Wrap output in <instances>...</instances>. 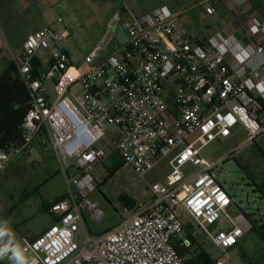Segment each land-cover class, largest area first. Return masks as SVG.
<instances>
[{
	"label": "built area",
	"instance_id": "built-area-1",
	"mask_svg": "<svg viewBox=\"0 0 264 264\" xmlns=\"http://www.w3.org/2000/svg\"><path fill=\"white\" fill-rule=\"evenodd\" d=\"M220 1L232 10L250 5L249 0H205L204 12L214 15ZM180 15L166 6L143 15L116 12L108 41L122 29L126 45L75 76L65 49L71 37L67 28L37 30L27 36L22 53L12 54L31 107L24 144L10 152L0 148V172L38 138L55 155L66 193L49 209L57 221L32 240L0 247L1 264L23 257V264H190L179 251L193 248L188 225L196 237L204 235L226 250L244 235L233 221L234 198L220 179L238 149L217 160L201 151L237 125L246 129L247 143L264 139V44L259 42L264 19L245 20L244 41L236 30L194 36L179 26ZM40 51H49L55 63L54 99L50 74L34 75ZM108 127L116 133H107ZM112 154L141 176L171 156L170 173L166 184L149 187L148 201L124 207L130 217L95 235L87 217L99 222L105 213L91 195Z\"/></svg>",
	"mask_w": 264,
	"mask_h": 264
},
{
	"label": "rangeland",
	"instance_id": "rangeland-1",
	"mask_svg": "<svg viewBox=\"0 0 264 264\" xmlns=\"http://www.w3.org/2000/svg\"><path fill=\"white\" fill-rule=\"evenodd\" d=\"M89 2L90 0H81V2H79V0H73L75 9L79 3L85 5L86 8L85 11L78 10V14L74 15V18L77 17L78 25L75 29H72V38L68 48L73 63V65L69 67V72L73 76L83 72L99 59L108 56L112 49V46L110 47L112 42L108 41V33L105 28L107 15L104 12L97 13L96 11L88 10ZM164 2L165 0H143V3L148 7L158 4L162 5ZM95 3L103 5L101 0H95ZM7 5L9 4L5 1H0V19H4V21L11 20L13 16L17 15L11 10L7 11ZM75 9L74 13H76ZM190 15V13H187L186 17ZM58 16L59 12L50 8L43 17H35L33 20H24L22 22L26 30L34 25L42 23L52 27H58L61 24L56 23ZM77 22L74 20V23ZM178 24L179 26L182 24L180 19ZM10 27L11 26H9V41L7 39V34H4V30L3 32L0 30V48L6 54L4 58L10 56L9 59H0V75L3 72L5 63L11 61V51L14 50V45L18 39L19 32H17V29L11 30ZM191 29L197 31L200 27L192 26ZM202 29L203 28L200 30ZM120 40L121 38H119V41ZM7 52L9 53L8 56ZM16 52L17 51H15V53ZM40 58L41 61H44V57L40 56ZM50 90L52 99H54L59 91L53 86L50 87ZM106 131L110 135L116 133L113 127H108ZM247 140L248 134L246 129L241 125H237L232 130L230 136L220 137L204 147L201 151V155L208 160H217L226 158L233 151L238 149L234 157L239 159L242 165L248 166L252 175L256 177L258 184L264 183V159L257 153L258 147L264 150V139H258L253 143H247ZM20 157H23V161L28 164L30 171L27 170L21 175L7 172L0 176V207L2 204L9 205V207L14 205V203L18 204L19 198L22 197L21 194L23 190L26 189L24 187L31 178L33 167H36L37 171H44V168H46L43 157H41L36 150L33 151L32 156L24 157L21 155ZM170 159L171 156H167L159 161L150 172L141 176L130 165L124 164L118 155L114 158L109 156L105 163V168L100 171L101 183H103L108 176L110 177H108L107 181L100 185L99 189L91 195V199L104 211L105 218L102 221L96 222L87 217V227L89 231L95 235L106 233L130 217L132 213L123 211L126 206L123 199H132L138 203L148 201L150 198V186L155 184H166V177L170 173ZM55 170L56 167H53L51 171L49 170V174H45V176H51L50 180H52V182L46 184L47 186H44L43 191L41 189L42 192H48L52 184L53 192L50 193V196H55L63 190L61 182L62 177L57 174ZM41 177H44L43 173ZM220 179L234 198L235 207L231 210L232 215L237 214L239 211H244L248 214H253L255 220L264 224V200L259 197L258 193L254 192L252 186L248 185V179L244 172L230 156L226 161L225 170L220 174ZM232 180L237 182L235 186H233ZM29 185L36 189L35 183ZM27 190L29 189L25 191ZM37 200V196L32 198L30 205L31 211H36ZM43 216L42 214L37 215L36 223L41 222L44 219ZM185 220L187 221L188 219L186 218ZM5 230H8V225L0 215V238L5 237ZM246 236V240L253 238L250 244H236L237 246L234 249L231 248L227 250L216 247L206 239L204 235L198 236V239L199 243L203 248L205 247L214 261L220 259L224 264H252L261 252L260 247L264 245V241L260 239L261 237L255 230L250 231Z\"/></svg>",
	"mask_w": 264,
	"mask_h": 264
},
{
	"label": "crops",
	"instance_id": "crops-1",
	"mask_svg": "<svg viewBox=\"0 0 264 264\" xmlns=\"http://www.w3.org/2000/svg\"><path fill=\"white\" fill-rule=\"evenodd\" d=\"M0 1H5L7 4H9L7 5L8 7L7 11L11 10L15 13V15L17 14L16 16H13L11 20L8 21H4V19L2 20L0 19V30L2 32L4 30L5 32L4 34L5 35L7 34V39L10 38L9 26H11L10 27L11 30L17 29V32H19L18 39L14 45V50L11 51L12 54H16V53L20 54L23 52L24 42L29 34L49 26L45 23H42V24L34 25L28 30H26L24 29L25 25H23L24 23L22 21L24 20L30 21L33 20L35 17L36 18L43 17L50 8L54 9L59 12L58 19L62 18L63 22L58 27H53V28L58 30L67 28L71 34L70 37L71 40L72 29L73 28L75 29V27L78 25L77 17L74 18V15L78 14L77 13L78 10L79 11L86 10L85 5H82L81 3H79V5L76 6L77 8L75 9L73 0H0ZM204 1L205 0H167V1L165 0V2L162 5L158 4L148 7L146 6V4L143 3V0H101L103 5L99 3H95V0H90L88 10L96 11L97 13L104 12L107 15L105 28L106 31H108L110 21L116 12L120 11L124 13L127 10H132L137 15H143L153 11L159 6H166L173 13L181 14L180 15V22L182 23L181 27L194 36H201L204 33L208 32L209 30H221L225 33H229L230 31L236 30L237 36L244 39V41H248L247 39L244 38L245 33L243 30V24L245 20L253 15L259 16L264 19V0H251L249 6L247 7L245 6L242 9H233V10L231 7H227L223 1H220L216 6V13L214 15H207L204 12V4H203ZM79 2H81V0H79ZM74 9L76 13H74ZM187 13H190L191 15L186 17ZM58 19H56V23H60ZM74 20L77 23H74ZM192 26H196V27L199 26L200 29L201 28L203 29L202 30L198 29L197 31H193L191 29ZM115 36H114L115 39L113 37V39L111 40L112 43L110 44V47L112 46V49L110 51V54L114 52V50H116L117 48L125 46L127 43V39H128L127 34L122 29H119ZM119 38H121L120 41ZM70 40L65 46V49L68 52L69 56L70 53L68 48H69ZM259 42H262L264 44L263 39H260ZM15 51L17 52L15 53ZM4 55L6 54L0 48V59L10 58V56H8L9 55L8 52H7L8 57L4 58ZM40 56L44 57V61L43 60L41 61ZM102 59H99L97 62H99ZM36 60H38V62L42 66L41 70L50 74V80L48 81L49 89L51 86L55 87L57 74H56L55 63L51 57V53L49 51L46 52L40 51L38 53ZM72 65L73 63L71 64V66ZM34 150H36L41 155V157H43L46 168H44V171L43 170L37 171V168L33 167L32 169L33 173L31 175V178L27 181V184L24 187L29 190L27 191H25L26 189L23 190L21 194L22 197L19 198L18 204L14 203V205H11V207H9V205L7 206L6 204H2V206L0 207V215L8 225V230L7 231L5 230L4 232L5 237L0 238V247L2 246L7 247L11 243L21 244L24 238L32 240L38 237L39 235H41L49 226H51L57 221V216L51 214L49 212V209L54 202L60 200L65 195L66 185L62 175L60 174L59 163L55 155L53 154V152L45 150L43 145L41 144V141L38 138L35 139L28 146V148L25 151H23L21 154L11 157L6 165V168L0 172V176L3 173H7V172L21 175L27 170L30 171V168H28V164L25 163L23 161V157L20 156L21 155H23L24 157L32 156ZM110 156L114 158L117 157V154H112ZM53 167H56L55 172L62 177L61 182L63 185V190L61 193H58L55 196H50V193L53 192L52 184L50 185L48 192L46 191L42 192V191L44 189V186H47L46 184H50L52 182V180H50L51 176L49 175L45 176V174H49L51 169H53ZM103 168H105V166ZM42 173L44 174V177H41ZM31 183H35L36 189H34L29 185ZM35 196L38 197L36 211H31L30 210L31 201L32 198H34ZM233 207H235V205ZM41 214L44 215L43 216L44 219L41 222L36 223L37 215H41ZM235 215L236 214H234V216ZM252 220L255 219L252 217ZM229 227H230L229 224L225 226V228H229ZM253 230L254 229L250 231ZM250 231H248L247 233H249ZM247 233H244V235L239 239L237 245H243V244L247 245L253 241V238H249V240L248 239L246 240ZM260 239L263 240L262 238ZM235 247H233L232 249H234ZM260 248H261V252L259 253L258 257H256L257 259H255L254 263L252 264H264V245H261ZM26 260L27 257H23L13 264H23ZM216 260H220V259H216ZM216 260L214 264H216Z\"/></svg>",
	"mask_w": 264,
	"mask_h": 264
},
{
	"label": "trees",
	"instance_id": "trees-1",
	"mask_svg": "<svg viewBox=\"0 0 264 264\" xmlns=\"http://www.w3.org/2000/svg\"><path fill=\"white\" fill-rule=\"evenodd\" d=\"M251 3V0H249ZM42 66L35 60L34 75H38ZM39 70V71H38ZM264 105V102H262ZM31 107L30 94L18 76L16 66L12 60L5 63L2 74L0 75V148L10 152L18 149L24 144L25 131L23 128L24 119L28 110ZM257 153L264 159V150L258 147ZM235 153L230 155V158L235 160L239 168L244 172L248 179V185L253 187L255 193L264 200V183L258 184L255 176L252 175L248 166L241 164L239 159L234 157ZM110 177V176H108ZM107 177V178H108ZM107 178L103 181L106 182ZM103 183L99 184L102 185ZM98 187V189H99ZM58 201V200H57ZM126 206L133 208L135 201L132 199H123ZM248 214V213H247ZM251 218L253 214H248ZM255 222L254 230L264 240V224L258 220ZM189 237L193 239L194 245L191 250H179L180 254L186 257L190 264H214L208 252L199 243L198 237L194 235L191 227L187 226ZM1 264V263H0Z\"/></svg>",
	"mask_w": 264,
	"mask_h": 264
},
{
	"label": "water",
	"instance_id": "water-1",
	"mask_svg": "<svg viewBox=\"0 0 264 264\" xmlns=\"http://www.w3.org/2000/svg\"><path fill=\"white\" fill-rule=\"evenodd\" d=\"M233 221L237 226L242 228L244 233H247L255 227V222L244 211H239L235 216H233Z\"/></svg>",
	"mask_w": 264,
	"mask_h": 264
},
{
	"label": "snow or ice",
	"instance_id": "snow-or-ice-1",
	"mask_svg": "<svg viewBox=\"0 0 264 264\" xmlns=\"http://www.w3.org/2000/svg\"><path fill=\"white\" fill-rule=\"evenodd\" d=\"M221 199H223V197H221Z\"/></svg>",
	"mask_w": 264,
	"mask_h": 264
}]
</instances>
